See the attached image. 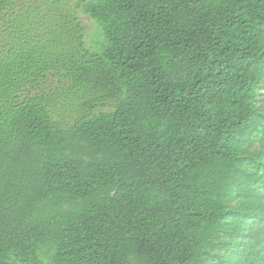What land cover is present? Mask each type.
<instances>
[{
    "label": "trees",
    "instance_id": "trees-1",
    "mask_svg": "<svg viewBox=\"0 0 264 264\" xmlns=\"http://www.w3.org/2000/svg\"><path fill=\"white\" fill-rule=\"evenodd\" d=\"M68 1L0 0V264H264V0Z\"/></svg>",
    "mask_w": 264,
    "mask_h": 264
},
{
    "label": "rangeland",
    "instance_id": "rangeland-1",
    "mask_svg": "<svg viewBox=\"0 0 264 264\" xmlns=\"http://www.w3.org/2000/svg\"><path fill=\"white\" fill-rule=\"evenodd\" d=\"M36 1L38 0H30L29 5L35 3ZM42 1H46V0H42ZM81 1L82 0H69L67 5L70 6L73 5L75 2H81ZM38 4H42V3H38ZM35 5L37 6V4L35 3L32 6H30V8L33 9ZM78 14L85 29L87 47L93 50L98 49L101 45L103 38L101 37V33L99 31L97 24L89 16L85 15L82 12V10H79Z\"/></svg>",
    "mask_w": 264,
    "mask_h": 264
}]
</instances>
